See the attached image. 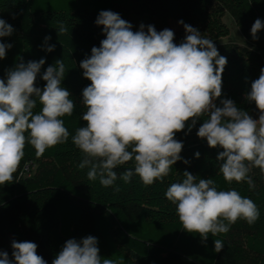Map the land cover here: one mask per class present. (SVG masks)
<instances>
[{
  "label": "clouds",
  "instance_id": "clouds-1",
  "mask_svg": "<svg viewBox=\"0 0 264 264\" xmlns=\"http://www.w3.org/2000/svg\"><path fill=\"white\" fill-rule=\"evenodd\" d=\"M95 23L103 26L106 38L80 62L91 84L82 92L86 111L81 119L86 123L72 136L83 156L79 168L89 169L88 179L99 177L101 185L111 186L118 178L115 169L132 162L134 167L119 177L124 182L134 175L145 185L163 182L181 160L183 143L175 139L176 133L186 126L190 132L206 117L197 136L206 139L209 147L223 149L217 160L222 162L219 172L224 180L254 186L252 170L259 169L264 175V68L245 94L259 110V118L254 119L231 99H221L217 106L227 58L197 28L179 21L186 36L176 44L172 30L158 32L152 25L145 30L141 24L133 31L128 21L111 10H102ZM262 29L264 23L256 19L251 27L253 39H258ZM57 31L61 34L68 29L61 23ZM13 32V26L0 18V38ZM11 47L0 42V59ZM54 48L49 45L46 50ZM44 63V59L20 63L7 73L6 82L0 79V185L13 181L26 144L41 157L46 149L68 141L70 134L61 117L72 116L76 104L61 86L64 61L47 67L41 89L35 81ZM37 100L42 108L35 113ZM183 177L182 182L170 185L165 196L176 205L183 230L198 234L202 243L210 234H227L237 220L249 226L258 220L256 203L237 190H217L211 178L197 182L187 171ZM11 247V259L0 251V264H47L33 242L13 240ZM223 248V241L215 239L214 251ZM99 253L98 239L92 235L80 241L69 239L52 264H116Z\"/></svg>",
  "mask_w": 264,
  "mask_h": 264
},
{
  "label": "trees",
  "instance_id": "trees-1",
  "mask_svg": "<svg viewBox=\"0 0 264 264\" xmlns=\"http://www.w3.org/2000/svg\"><path fill=\"white\" fill-rule=\"evenodd\" d=\"M102 10L118 13L133 31L139 30L138 17L146 18L145 30L148 25L158 32L172 30L170 20H183L197 28L227 58L217 106H221V99H231L254 119L259 118L255 103L248 102L245 94L264 68V37L253 39L251 35L256 19L264 23V0H0V18L14 28L11 36L0 38V42L12 45L0 59V79L6 82L7 73L20 63L44 59L35 81V86L43 89L44 71L63 60L61 86L76 104L72 116L61 117L70 134L68 141L46 149L41 157L26 144L13 181L0 185V251L11 259L13 240L33 242L38 246L37 254L52 264L67 240L80 241L92 235L98 239L102 259L116 264H264V249L255 246L264 245V175L253 169L251 187L246 181L227 183L219 172L222 162L217 160L223 149L211 148L206 139L197 136L206 117H201L190 132L186 126L176 133L175 139L183 143L181 160L163 182L145 185L138 175L124 182L119 177L134 167L132 162L115 169L118 178L108 187L100 184L99 177L89 180L87 167L79 168L83 156L72 136L86 123L81 119L86 111L82 92L91 84L79 65L90 57L92 47H99L106 38L103 26L95 23ZM224 13L236 22L247 44L221 40L228 34L220 19ZM61 23L68 31L58 34ZM172 31L174 43H181L186 36L183 25ZM46 37L51 39L46 41ZM49 45H55L51 52L46 50ZM41 108L37 100L34 112ZM185 171L197 177V182L211 178L217 190L235 189L252 199L260 213L258 220L252 226L237 220L227 234H210L202 243L198 234L183 230L176 205L165 196L172 183L182 182ZM106 230L112 236L113 249L106 248L101 233ZM215 239L224 243L218 253L214 251Z\"/></svg>",
  "mask_w": 264,
  "mask_h": 264
},
{
  "label": "rangeland",
  "instance_id": "rangeland-1",
  "mask_svg": "<svg viewBox=\"0 0 264 264\" xmlns=\"http://www.w3.org/2000/svg\"><path fill=\"white\" fill-rule=\"evenodd\" d=\"M61 1H67V0H61ZM86 1L92 2L94 0H86ZM97 2H100V0H97ZM220 19H221L224 27H226V29L228 31V34L221 38L222 41H225V42L233 41V42H236L239 44H247L248 40L242 36L236 22L227 13L222 14ZM136 21L138 22V27L141 24L146 25V23H147L145 17H143V18L138 17V18H136ZM169 27L172 30H175V29H179L181 27V24L179 23V21L170 20L169 21ZM257 35H258V37H261V36L264 37V30H261L260 32H258ZM101 233H104L106 248L109 249L111 247V249H113V245L111 244V243H113L112 236L110 235L109 230L101 231ZM255 246L260 250L264 249V245H262V244H256Z\"/></svg>",
  "mask_w": 264,
  "mask_h": 264
}]
</instances>
